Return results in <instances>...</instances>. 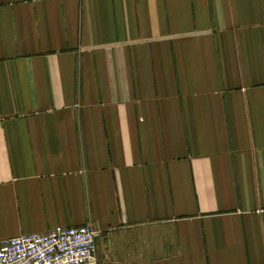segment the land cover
Returning <instances> with one entry per match:
<instances>
[{
  "label": "crops",
  "instance_id": "1",
  "mask_svg": "<svg viewBox=\"0 0 264 264\" xmlns=\"http://www.w3.org/2000/svg\"><path fill=\"white\" fill-rule=\"evenodd\" d=\"M86 225L264 264V0H0V242Z\"/></svg>",
  "mask_w": 264,
  "mask_h": 264
},
{
  "label": "built area",
  "instance_id": "2",
  "mask_svg": "<svg viewBox=\"0 0 264 264\" xmlns=\"http://www.w3.org/2000/svg\"><path fill=\"white\" fill-rule=\"evenodd\" d=\"M98 236L86 225L11 238L0 242V264H98Z\"/></svg>",
  "mask_w": 264,
  "mask_h": 264
}]
</instances>
